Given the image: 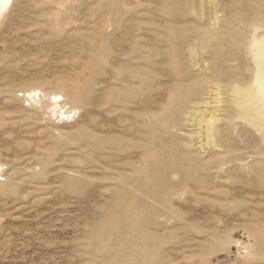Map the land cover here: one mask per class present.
Listing matches in <instances>:
<instances>
[{
	"label": "rangeland",
	"instance_id": "rangeland-1",
	"mask_svg": "<svg viewBox=\"0 0 264 264\" xmlns=\"http://www.w3.org/2000/svg\"><path fill=\"white\" fill-rule=\"evenodd\" d=\"M0 264H264V0H11Z\"/></svg>",
	"mask_w": 264,
	"mask_h": 264
},
{
	"label": "bare ground",
	"instance_id": "bare-ground-1",
	"mask_svg": "<svg viewBox=\"0 0 264 264\" xmlns=\"http://www.w3.org/2000/svg\"><path fill=\"white\" fill-rule=\"evenodd\" d=\"M10 1L11 0H0V11L5 9L9 5ZM37 93L38 92L36 91H31L29 93H26L25 95L29 97L30 99V98H33L35 95H39ZM49 100L52 102V104H55V105L62 101L60 96H51Z\"/></svg>",
	"mask_w": 264,
	"mask_h": 264
}]
</instances>
